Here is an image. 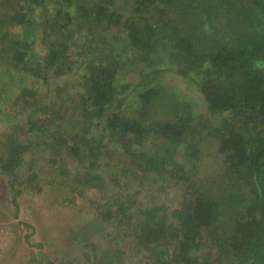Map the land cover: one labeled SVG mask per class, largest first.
Here are the masks:
<instances>
[{
  "label": "trees",
  "instance_id": "trees-1",
  "mask_svg": "<svg viewBox=\"0 0 264 264\" xmlns=\"http://www.w3.org/2000/svg\"><path fill=\"white\" fill-rule=\"evenodd\" d=\"M13 1L0 0V94L17 78L58 86L50 78L82 61V92L70 96L82 133L62 139L48 129L54 117L48 109L34 114L26 107L23 117L56 165V178L46 185L64 193L60 197L69 191L62 204L69 193L100 196L101 171L118 189L129 176L154 177L183 193L179 208L142 209L132 224L118 192L105 219L98 214L75 225L72 242L100 233L105 220L110 241L131 228L130 239L153 255L154 264H264V0H50L51 9L46 0ZM9 25L26 28L23 36H11ZM40 31L41 58L33 50ZM166 73L189 82L202 101L201 114L190 98L168 100L160 78ZM21 91L17 101L28 105L36 93ZM11 134L1 143L8 151L0 154V175L17 206L21 195L41 193L43 172L25 175L28 146L17 143L18 132ZM206 143L222 160L211 193L197 172ZM112 148L120 153V170L104 162ZM65 152L77 162L72 172L58 160ZM121 253L116 248L113 258L98 260L94 251L93 258L118 264Z\"/></svg>",
  "mask_w": 264,
  "mask_h": 264
},
{
  "label": "rangeland",
  "instance_id": "rangeland-1",
  "mask_svg": "<svg viewBox=\"0 0 264 264\" xmlns=\"http://www.w3.org/2000/svg\"><path fill=\"white\" fill-rule=\"evenodd\" d=\"M13 2V4L19 5L22 0H14ZM44 3L48 9H51L52 1L46 0ZM36 18L38 20L43 19L40 15H36ZM9 28H11L10 35L16 39L21 38L22 32L26 29L15 25H9ZM33 41L35 45L33 50L41 58L43 50H45V45L41 42V31L40 39L38 35V37H33ZM82 74V61L77 62L75 59L63 75L50 78L52 84L53 81H56L58 86L42 85V82L36 78L26 77L23 81L17 78L14 86L5 89L4 95L0 94V154L7 155V145L2 147L1 143L9 142L14 138L11 134L14 130L18 132L15 136L18 139L17 143L28 146V150H23L24 155L22 156L25 163H28L22 166L25 175L32 176L34 173L43 172V177L39 175L42 182L41 193L33 192L31 195H21L18 198L17 206L10 203L9 189L6 190L3 187L6 178L0 175V264H39L41 257L46 263L51 261L56 264H84L86 258H89L90 264L92 262L98 264V261L93 258L94 251H97V259L102 260L103 258H113L112 250L116 248L122 252L121 255L117 256L118 264H154L153 255L140 251L137 242L130 239L132 236L131 228L123 231V238L121 236L120 240H113L112 242L107 237V234L112 231L104 220L101 223L100 233L91 237L85 235V243L83 241L82 243H74L72 239L76 232L75 225L78 222L80 224L86 221L89 217L92 219L98 214H102L101 218L105 219L103 214H106V208H111L118 192H120V197L128 210L124 219H129V215L132 214V224L142 209L155 206L179 208L181 205L182 191L178 193L172 185L161 183L154 177L147 180L137 179L136 181L134 177L129 176L123 180L122 185L125 187L118 189L107 179L108 172L102 173L101 171L105 177V184L104 189L102 188L100 191V196L91 192L86 193V197L69 193V201L63 204L62 200L69 191L66 190V195L60 197L64 193L56 192L51 185H46L45 180L52 181L56 178V171L54 170L56 165L52 164L51 151L43 146L44 138L29 132L23 119L28 114L26 107L30 108V112L35 110L34 114L39 110L48 109L47 112L54 116L48 122L50 125L48 129L60 134L62 139L79 134L82 130L79 127L80 119L78 118V111L72 110L70 107V96L82 92L81 87L84 82L81 77ZM128 78L129 76L123 77L124 81L129 83ZM131 78L133 82L137 80L135 75H132ZM160 78L169 101L174 102L176 98L180 97L190 98L196 114L203 112L204 108L200 96L193 91V87L186 79L171 73H166ZM24 88L36 93L34 97L28 99L30 102L28 105L17 101V94H21L20 92ZM58 89H61L59 96L55 93ZM54 95L57 96V100L50 99V97L53 99ZM21 97H23L22 94ZM207 142L209 141L207 140ZM110 150L111 153L105 154L104 162L106 165L110 164L107 166L109 170H120L116 163L117 155L120 153L115 148ZM198 159H200L197 165L199 182L207 185L209 188L206 190L211 193L214 187L210 183L219 176L222 160L215 156L214 145L210 143H206V152L202 150ZM58 160L64 161L71 172L77 164L67 152L59 156ZM105 169L107 168L105 167L103 170ZM162 184L163 186H161ZM90 199H95L99 207H95L94 202L93 205L92 203L90 205L88 202ZM85 244L90 246L87 247ZM39 254L41 255L39 256Z\"/></svg>",
  "mask_w": 264,
  "mask_h": 264
}]
</instances>
